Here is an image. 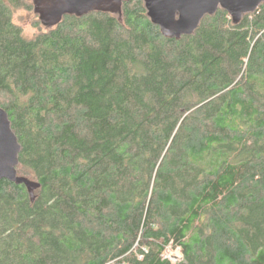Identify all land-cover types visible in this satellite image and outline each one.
I'll return each instance as SVG.
<instances>
[{"label":"trees","instance_id":"trees-1","mask_svg":"<svg viewBox=\"0 0 264 264\" xmlns=\"http://www.w3.org/2000/svg\"><path fill=\"white\" fill-rule=\"evenodd\" d=\"M19 8L0 0V107L39 187L0 180V264H264V3L178 40L142 0L32 37Z\"/></svg>","mask_w":264,"mask_h":264},{"label":"water","instance_id":"water-1","mask_svg":"<svg viewBox=\"0 0 264 264\" xmlns=\"http://www.w3.org/2000/svg\"><path fill=\"white\" fill-rule=\"evenodd\" d=\"M128 0H47L34 4V11L44 26L56 25L64 15L83 16L93 11H119ZM150 21L166 38L191 35L206 15L219 8L226 10L235 24L244 14L253 13L264 0H142ZM21 146L11 128L7 112L0 107V180L24 184L33 199L39 183L19 176L17 166Z\"/></svg>","mask_w":264,"mask_h":264},{"label":"rangeland","instance_id":"rangeland-1","mask_svg":"<svg viewBox=\"0 0 264 264\" xmlns=\"http://www.w3.org/2000/svg\"><path fill=\"white\" fill-rule=\"evenodd\" d=\"M34 4H41L47 0H31ZM38 19V20H37ZM13 20L16 24L21 26L23 33L26 37H32L36 34L40 28L44 27L39 21L38 14L34 10H28L26 8L16 9L13 13ZM164 256L175 262L181 259V251L179 248L168 247L164 253Z\"/></svg>","mask_w":264,"mask_h":264}]
</instances>
